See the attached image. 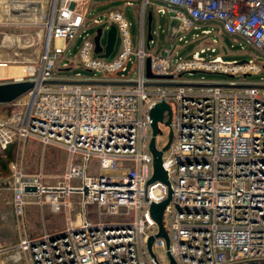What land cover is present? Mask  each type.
I'll use <instances>...</instances> for the list:
<instances>
[{"label":"built area","instance_id":"built-area-1","mask_svg":"<svg viewBox=\"0 0 264 264\" xmlns=\"http://www.w3.org/2000/svg\"><path fill=\"white\" fill-rule=\"evenodd\" d=\"M147 4L156 14L176 19L181 32L210 23L264 52V0H143L136 48L119 10L101 20L89 14L91 0H48L46 10L41 4L48 36L37 66H28L16 79L34 85L25 94L23 110L0 116V149L12 144L22 153L34 140L66 153L60 174L43 167L26 171L11 161L10 173L0 178L13 212L15 241L9 249L16 248L29 264H170V257L175 264H264V79L241 85L230 81L227 85L235 89L202 81L173 84L184 70L206 67L245 75L264 64L226 62L220 55L207 61L202 54L208 47L173 62L169 48L149 45L154 38L146 37ZM91 24L119 29L121 49L114 59L95 52ZM79 34V62L96 72L60 75L59 70L70 68L63 58ZM53 38L62 39V46H52ZM146 57L152 74L171 78L147 77ZM162 99L171 107V120L164 124L165 110L155 145L161 149L172 131L161 155L168 183L149 182V111ZM169 189L162 216L166 241L157 235L150 206L167 197ZM27 204L62 210L64 227L29 234ZM150 236L155 256L147 246ZM155 247L162 248V256Z\"/></svg>","mask_w":264,"mask_h":264},{"label":"rangeland","instance_id":"rangeland-1","mask_svg":"<svg viewBox=\"0 0 264 264\" xmlns=\"http://www.w3.org/2000/svg\"><path fill=\"white\" fill-rule=\"evenodd\" d=\"M5 1L6 3L4 4L3 1L0 2V62H8L9 64L7 66H0V76H8L11 78L17 75H24L23 64L34 67L39 62V57L44 46L46 28L41 21L42 17L40 13L42 7L38 5L42 4L43 10H46L48 0ZM126 1H131V3L126 4ZM96 2L98 3L94 7H91L89 11V14L93 17L95 16L101 20H105L110 11L119 10L123 13L129 23L128 29L132 46L136 48L140 34V15L138 12L140 13L142 11L143 0H96ZM15 6L19 8L17 12L21 15H18L19 13L14 15L10 14L11 10L16 9ZM149 10H152L153 14L151 29L154 38V42H150L149 45L152 48L156 47L157 50L169 48L173 62L180 59H191L196 50H199L201 47H208V50L202 54L207 61L219 54L222 60L226 62L248 61L249 59H253L257 64H264V52L246 42L241 36L229 33L221 27L211 30L210 33L203 34L201 28H205L204 25H201L197 29L191 28L188 31L181 32L176 19L171 18L170 15L156 14L149 4L145 6L144 11L145 26ZM97 27L103 28L100 43L105 45L107 28L103 25L91 24L88 32L93 35ZM82 36L81 34L77 35L67 47L65 51L66 57L63 59L69 62L70 68L67 70H59L60 75L70 76L80 71L83 75L92 76L96 72L95 69H86L79 62L78 52L82 44ZM180 37L181 39H179ZM51 44L52 46H62V39L53 38ZM145 47L148 48L146 40ZM211 47H214V51L210 50ZM120 49L121 33L118 29L113 50L106 59H114ZM131 57L134 58V55L132 54ZM230 74L231 76H229ZM178 76L174 80L181 83H196L202 81L204 83L229 84L232 81L234 83L232 85H241L242 83H257L263 80L264 68L260 71H252L243 75L239 72L235 74L233 72L223 71L222 69L203 67L197 68L194 72L184 70ZM191 86L198 88V85L193 84ZM223 87L226 89L237 88L236 86L227 85H223ZM27 98L26 95H22L18 100L16 99L17 101L0 104V116L7 117L13 111L18 112L23 110ZM160 128L169 130L168 127H163L161 123ZM15 147L17 145H12V157L8 160V169L11 161H17L26 171H34L43 167L44 172L60 174L64 168L66 153L61 148L50 145L43 147L42 144L34 140H28L26 142L22 153L16 152ZM8 174L2 175L0 178ZM5 193L7 192L0 190V200H3L0 208V264H29L26 257L16 248L9 249L15 241V237L11 229L10 217L4 211L3 207L6 204L4 202ZM23 209L25 225L29 234H40L44 232V229L49 232L56 231L64 227L62 210L55 212L51 211L48 205L40 208L38 205L33 204L24 205ZM155 251L159 256L163 255L162 248L155 247Z\"/></svg>","mask_w":264,"mask_h":264},{"label":"water","instance_id":"water-1","mask_svg":"<svg viewBox=\"0 0 264 264\" xmlns=\"http://www.w3.org/2000/svg\"><path fill=\"white\" fill-rule=\"evenodd\" d=\"M151 19H152V12L149 10L147 13V40L151 39ZM107 37H106V42L104 47H102L100 43V36L102 33V28L97 27L95 30V35H94V44H95V52L101 56V57H107L111 51L113 50V46L116 40V33L117 29L114 24H112L108 29H107ZM46 36H48V33L46 32ZM103 50V51H102ZM239 63L246 62V60H240L238 61ZM264 68V65H263ZM196 69L190 70V72H194ZM145 72L147 77H154L157 79H164L167 77L171 78V75H154L151 73L150 69V59L146 57L145 59ZM231 76V74L229 75ZM51 82H59V80H52ZM159 84H167L163 81H159ZM174 85H181V84H187V83H181V82H175L173 83ZM188 84H193V83H188ZM34 85V82L28 79H22V80H9V81H1L0 82V103H9L13 102L16 99H18L20 96L25 95ZM221 85H227V84H221ZM231 86V85H227ZM167 111V119L164 121L165 125L170 124L171 120V107L165 101L164 99L156 102L153 104V106L150 108L149 111V116L151 119V127H152V133H151V138L149 141V149L152 153L153 156V174L149 180H160L164 183H168V178H167V172L162 166V160H161V155L162 151L166 150L170 144V141L172 139V131L169 130V136H168V141L166 144L161 148L158 149L155 145V137L158 132V123L163 121V116H164V111ZM31 188V187H30ZM29 189V187L27 188ZM31 189H34L33 187ZM171 197V191L170 189L168 190V195L165 197L163 200L160 202H153L150 206V211L151 214L156 221L158 225V233L157 235L163 236L166 241H168L167 233L165 232L164 226H163V211L166 206V204L169 202ZM153 242V236H150L148 241H147V246L149 249V252L152 254V256H155L154 253L152 252L151 245ZM170 264H175V261L173 260L172 257H170ZM236 264H241V263H236Z\"/></svg>","mask_w":264,"mask_h":264},{"label":"crops","instance_id":"crops-1","mask_svg":"<svg viewBox=\"0 0 264 264\" xmlns=\"http://www.w3.org/2000/svg\"><path fill=\"white\" fill-rule=\"evenodd\" d=\"M91 3H92V7H94L98 2H96V0H91ZM14 5H16V4H14ZM16 7V6H15ZM18 7H16V9L14 10H11V12H10V14H18L19 12H17L18 11ZM25 13V12H24ZM18 15H21L20 13L18 14ZM152 17H153V14H152ZM151 23H152V19H151ZM202 25H204L205 26V28H210V27H213V29H216V28H218V27H216L215 25H213V24H210V23H205V24H202ZM205 28H201V29H205ZM146 29H147V22H146ZM151 35H152V29H151ZM146 37H147V34H146ZM219 55V54H218ZM221 56V55H220ZM9 63L8 62H0V66H7ZM24 65V67H23V70H24V75L26 74V69H27V67L29 66V65H26V64H23ZM67 70V69H66ZM24 75H17V76H14V77H11V78H9L8 76H5V77H1L0 76V82L1 81H9V80H14V79H17V78H19V77H22V76H24ZM7 109H9V108H7ZM10 110V109H9ZM1 191H4V192H7V191H5V190H1ZM0 197H1V194H0ZM5 199H4V202L6 203L5 205H6V210H5V205H3V207H4V211L5 212H7V215H9V217H10V224H11V229H12V231H13V233H14V235H15V228H14V222H13V212H12V207H11V203H10V197H9V192H7V193H5V197H4ZM2 201L3 200H0V208H1V203H2ZM20 256H21V254H20ZM18 259H19V256H18ZM20 261V260H19Z\"/></svg>","mask_w":264,"mask_h":264},{"label":"trees","instance_id":"trees-1","mask_svg":"<svg viewBox=\"0 0 264 264\" xmlns=\"http://www.w3.org/2000/svg\"><path fill=\"white\" fill-rule=\"evenodd\" d=\"M12 157V144L6 149L0 150V176L8 174L10 171L8 169L7 163Z\"/></svg>","mask_w":264,"mask_h":264},{"label":"bare ground","instance_id":"bare-ground-1","mask_svg":"<svg viewBox=\"0 0 264 264\" xmlns=\"http://www.w3.org/2000/svg\"><path fill=\"white\" fill-rule=\"evenodd\" d=\"M1 1H4V0H1ZM4 3H6V1H5V2H3V4H4ZM1 4H2V3H1ZM38 6H39V7H41V5H38ZM220 57H221V56H220ZM221 59H222V58H221Z\"/></svg>","mask_w":264,"mask_h":264}]
</instances>
